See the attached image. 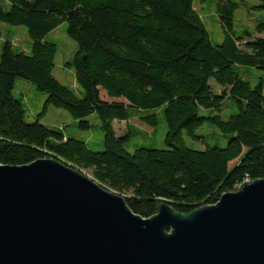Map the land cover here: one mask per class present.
<instances>
[{
  "label": "trees",
  "instance_id": "trees-1",
  "mask_svg": "<svg viewBox=\"0 0 264 264\" xmlns=\"http://www.w3.org/2000/svg\"><path fill=\"white\" fill-rule=\"evenodd\" d=\"M236 0H217L224 31L214 42L194 0H8L0 2V20L25 25L29 51L2 44L0 56V162L26 164L57 155L66 163L91 170L101 185L123 194L144 217L162 201L182 213L216 203L245 180L264 178V36L236 29ZM255 8L264 11V0ZM78 49L66 65L83 92L55 75L57 44L45 39L62 22ZM264 34V20L254 27ZM262 70L255 85L246 72ZM17 77L48 93L52 104L68 110L80 129L97 112L104 149L40 120H26L25 104L13 94ZM214 80L223 92H214ZM101 89L109 97L105 100ZM231 98L236 111H220ZM133 110L156 126L161 112L167 124L166 148L127 149L131 133L117 135L113 121L129 120ZM203 112V113H202ZM204 123L215 125L227 141L204 149L188 146L182 136ZM237 162L230 166V162Z\"/></svg>",
  "mask_w": 264,
  "mask_h": 264
},
{
  "label": "water",
  "instance_id": "water-1",
  "mask_svg": "<svg viewBox=\"0 0 264 264\" xmlns=\"http://www.w3.org/2000/svg\"><path fill=\"white\" fill-rule=\"evenodd\" d=\"M0 264H264V178L144 217L57 155L0 162Z\"/></svg>",
  "mask_w": 264,
  "mask_h": 264
},
{
  "label": "rangeland",
  "instance_id": "rangeland-1",
  "mask_svg": "<svg viewBox=\"0 0 264 264\" xmlns=\"http://www.w3.org/2000/svg\"><path fill=\"white\" fill-rule=\"evenodd\" d=\"M195 8L200 13L203 21L210 33L214 42H221L224 38V31L221 21L216 11L217 0H194ZM239 7L236 11V29L237 31L244 28L254 32L253 37L264 36V34L255 33L254 27L257 21L264 20V11L255 8L259 4V0H236ZM5 8H8V0H0ZM68 22H62L57 28L49 32L45 39L57 44V53L55 56L54 75L65 85L70 86L77 92H83L81 87L75 80L74 70L66 65L70 61L78 49L77 42L71 38L67 32ZM6 40H10L13 46L20 50L29 51L31 48L32 39L28 28L25 25H12L0 20V56L2 44ZM262 75V70L254 68L251 70V75L246 72L244 78L249 79L252 85L258 81V77ZM214 92L220 94L223 92V87L218 85L213 79L210 81ZM13 94L25 104L26 120L31 121L43 113L48 93L38 89L32 81L22 77H17L13 87ZM101 97L105 100H123L109 97L105 90L101 89ZM221 114L227 118L231 113L236 111V106L231 98H225L222 106ZM135 114L129 120L120 121L115 119L113 127L117 135L131 133L130 141L127 144L129 151H134L137 147L148 146L153 148H166L167 124L163 114L158 115L156 126L144 122L140 116L145 113L133 110ZM203 113V112H202ZM86 119L90 122V129H80L78 121L66 109L56 107L49 104L45 112L40 116V120L49 125L56 127H64V131L69 135L79 136L88 142L89 146L94 150L104 149V130L102 128L101 119L97 112L90 114ZM198 137H192L187 130L183 131L185 143L196 149H204L207 145L219 144L224 145L227 137H224L218 128L209 123H204L195 130ZM237 160L230 162L233 166ZM82 172L93 178L91 170L82 169ZM94 179V178H93ZM96 181V180H95ZM113 191V190H112Z\"/></svg>",
  "mask_w": 264,
  "mask_h": 264
},
{
  "label": "built area",
  "instance_id": "built-area-1",
  "mask_svg": "<svg viewBox=\"0 0 264 264\" xmlns=\"http://www.w3.org/2000/svg\"><path fill=\"white\" fill-rule=\"evenodd\" d=\"M61 130H63L64 129V127H62V126H60L59 127ZM239 187V185H237V187H236V189Z\"/></svg>",
  "mask_w": 264,
  "mask_h": 264
}]
</instances>
